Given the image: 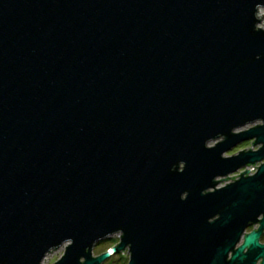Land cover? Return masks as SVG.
Masks as SVG:
<instances>
[{
  "label": "water",
  "instance_id": "obj_1",
  "mask_svg": "<svg viewBox=\"0 0 264 264\" xmlns=\"http://www.w3.org/2000/svg\"><path fill=\"white\" fill-rule=\"evenodd\" d=\"M260 8L0 0V264H264Z\"/></svg>",
  "mask_w": 264,
  "mask_h": 264
},
{
  "label": "rangeland",
  "instance_id": "obj_2",
  "mask_svg": "<svg viewBox=\"0 0 264 264\" xmlns=\"http://www.w3.org/2000/svg\"><path fill=\"white\" fill-rule=\"evenodd\" d=\"M258 15H259V17L261 19V22L259 23V26L264 28V18L262 19V15H264V8H260L259 9V14ZM258 123H261V121H257L254 124H258ZM251 125H253V123L248 125L247 127H250ZM219 140H221V139H218L216 141H211L209 143V145H214ZM249 147H252V143L245 144V142H243V143L239 144L238 146L234 147L232 150L226 152L225 155L235 154V153L239 152L240 150L246 149V148H249ZM255 148H258V146L255 147ZM259 164L260 163H258L256 166H259ZM244 168H246V167H244ZM256 169H257V167H256ZM239 171H241V170H239ZM255 171L252 172V174L255 173ZM231 175H234V173L229 174L228 176H231ZM223 177H219L218 179L220 180ZM221 182H222V184H227L228 180H226V181L222 180ZM119 235H120L119 233H116L115 235L112 236L113 240H108V241H104L103 240L101 242H98L93 248V253L95 255H98V254L110 249L111 245H114L116 242H118ZM69 243H70V241L69 242H65L63 245L58 247L56 250L52 249L53 251L51 250L52 252H49L45 256V258L43 259L41 264H54L64 254V252L66 250V246H68ZM128 261H129V254H128L127 250H126L124 253L120 252V253L113 254L107 261H105L102 264H127Z\"/></svg>",
  "mask_w": 264,
  "mask_h": 264
},
{
  "label": "flooded vegetation",
  "instance_id": "obj_3",
  "mask_svg": "<svg viewBox=\"0 0 264 264\" xmlns=\"http://www.w3.org/2000/svg\"><path fill=\"white\" fill-rule=\"evenodd\" d=\"M252 141L253 140L247 141V142H245V144L252 143ZM240 170L241 171H239L238 173L236 172V173H234V175H231V179L228 180L227 183L236 180L237 178H239L241 173L245 171L244 168L240 169ZM221 185H225V184L220 183L218 186H221ZM263 203H264V200L262 201V199L261 200L259 199L258 203L255 206L254 213L251 215V218H249L246 221V225L244 226V229L242 230V233H241L240 241L235 245L234 248L229 250L228 254L226 255V257H225L226 262H229L233 253L240 246V244L242 243V240L246 234H249L251 232L260 231V236L258 238V241L260 244H264V225H263L264 208L262 209ZM218 217H219V215H216V216L212 217L211 220H214ZM244 252L246 253L247 249H245ZM258 253L259 252L257 251L255 255H257ZM262 260H263V258L260 255L256 256V258L254 259V262L252 264H261ZM242 262H243V260H242ZM242 262L240 261V259H237L233 264H242Z\"/></svg>",
  "mask_w": 264,
  "mask_h": 264
},
{
  "label": "built area",
  "instance_id": "obj_4",
  "mask_svg": "<svg viewBox=\"0 0 264 264\" xmlns=\"http://www.w3.org/2000/svg\"><path fill=\"white\" fill-rule=\"evenodd\" d=\"M252 167H253V165L247 166L246 168H244V170H246V169H252ZM255 170H256V167L253 168V169L250 171V173L254 172Z\"/></svg>",
  "mask_w": 264,
  "mask_h": 264
},
{
  "label": "trees",
  "instance_id": "obj_5",
  "mask_svg": "<svg viewBox=\"0 0 264 264\" xmlns=\"http://www.w3.org/2000/svg\"><path fill=\"white\" fill-rule=\"evenodd\" d=\"M112 238H113V237H108V238H106L104 241L113 240ZM114 239H115V238H114ZM118 241H119V239H118ZM116 243H118V242H116ZM116 243H115V244H116ZM115 244H114V245H115ZM114 245H111L110 247H112V246H114Z\"/></svg>",
  "mask_w": 264,
  "mask_h": 264
}]
</instances>
